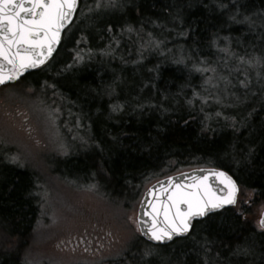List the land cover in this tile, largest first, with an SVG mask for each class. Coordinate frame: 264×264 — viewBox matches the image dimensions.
Wrapping results in <instances>:
<instances>
[{"label":"trees","instance_id":"obj_1","mask_svg":"<svg viewBox=\"0 0 264 264\" xmlns=\"http://www.w3.org/2000/svg\"><path fill=\"white\" fill-rule=\"evenodd\" d=\"M178 4L183 5V27L179 26L178 20H173L176 8L170 7ZM221 4L229 5L227 11L219 7ZM237 4L244 5L240 8L243 15L249 12L257 13L252 17L251 26L228 22V17L235 12ZM133 5L134 7L130 9L131 15L135 12V6H138L141 13L139 16L142 19L152 18L160 21V32L165 28L163 23L171 18L173 23L167 26L166 32L160 37L165 41V47L174 49L181 45L189 49L190 56L197 61L200 57L206 58L217 53L216 48L209 44L213 33H218L219 36L220 34L235 35L251 39L264 33V0H137ZM82 12L80 0V8L76 13L78 19L72 26V39L68 42V46L66 47L65 35L46 68L39 73L32 71L25 74L24 80L36 75L32 79L39 82V79L48 77L47 70L51 62L58 61L62 56L70 60L71 53L68 50L72 44L74 45L76 26ZM243 15L238 19H243ZM108 21L116 25L115 31L111 34L105 31ZM192 21H195L193 27L199 24L197 31L188 37H178L176 33L187 29L189 22ZM123 24L121 17L103 18L101 23L96 24L90 31L98 43L97 45L95 43L96 47L111 37L120 40L114 55L109 60L98 62L85 58L84 67L77 72L62 76L63 80L61 79L60 82L55 81V88H60V92L51 89L57 96L59 95L58 98L62 99L64 96L77 103L80 112L89 119L93 128L91 139L101 145L95 149L88 160L91 163L87 161L88 158L76 157L65 161L63 167L70 173L86 175L88 170H91L105 177L104 184L112 195L111 198L108 197L110 201L108 204L122 209L130 207L135 198L137 202L145 186L155 179L193 167H220L217 162L219 157L225 165V171L232 169L229 174L233 175L240 187L236 205L227 207V211L222 210L221 215L209 220L201 219L194 222V227L186 238L175 239L156 249L160 251L163 258L168 259L167 264H222V262L223 264H241L238 258L229 256V250L225 246L229 243L234 246L245 237H251L256 227L257 218L253 212L264 203V142H262L264 138L260 134L249 137L256 145V152L251 158V163L246 162L237 166L231 154L225 156L227 146L234 140V134L227 127L224 118L214 115L216 107H210L209 102L202 106L197 98L193 99L192 105L187 103L189 99H192L194 87L201 92V95L214 97V94L218 92L212 91L216 89L210 90L211 88L208 91L202 90L198 74L189 73L183 65L172 63L174 56L172 54H166L158 59L143 60L146 75L142 99L136 98L139 96L136 94L137 90L142 88L140 85L139 89H130L132 95L130 97L125 92L121 94L119 91V95L116 96L114 93L110 98L107 89L109 85L116 88L120 74L119 68L115 69L118 62L116 56L118 54L123 62L130 60L131 56L127 54L126 49V46L130 44L127 38L137 39L136 33L131 35L126 33V37L122 36L120 28ZM141 27L144 33L153 31L148 20H144ZM173 28L176 31H171ZM249 34L252 35L246 36ZM262 45H264V39ZM219 46H224L222 40ZM243 48V43H239L232 49L239 55L252 54V52H245ZM144 56L147 55L144 54ZM156 65H159V72H149V69ZM245 67L241 66L242 69ZM58 68L59 65L50 69L57 72ZM249 70L252 71V69ZM14 85L16 84H10L9 87ZM116 101L126 102V106L122 112L110 114L108 106ZM137 105H143V107H137ZM262 106L264 101L259 104H250L245 108L243 115L236 118L246 117L253 109H256L249 125L258 129L264 123V110H260ZM206 115L211 119L205 121ZM185 121L187 124L184 123ZM202 121L209 124L211 130L202 132ZM223 125H226V130L222 128ZM241 133L236 137L238 151L241 141L245 145L248 144V141L244 139L248 137V132L242 129ZM1 156L2 151H0V158ZM16 166L17 168L11 167L7 170L4 167L0 170V175L4 177L0 182V264H30L28 249L32 245L30 241L36 234L41 212L39 206L42 199L39 192L41 186L33 178L29 168ZM244 192H250L249 206L239 202ZM128 197L131 199L129 204L124 202ZM237 236L240 237L239 240L236 239ZM135 238L139 240L135 248L151 246L138 234ZM205 239L209 241L206 246L207 251L201 247ZM254 239L257 255L250 257L243 264H261L257 257L264 250L261 248L264 236L257 231ZM21 241L24 242L21 243ZM131 254L123 250L121 255L111 259L113 262L111 264L131 262L133 256ZM148 261L149 264L158 263ZM139 262L140 260H136L133 264H139Z\"/></svg>","mask_w":264,"mask_h":264},{"label":"rangeland","instance_id":"obj_2","mask_svg":"<svg viewBox=\"0 0 264 264\" xmlns=\"http://www.w3.org/2000/svg\"><path fill=\"white\" fill-rule=\"evenodd\" d=\"M136 1L131 0V3L134 4ZM124 3L127 5L128 0H124ZM81 6L83 12L77 24L78 26H76V39L74 45L72 44L70 50H68L71 53L70 60L62 56L58 61L51 62L49 69L51 67L54 69L59 65V71L54 72L48 69L51 73L47 70L48 77L39 79V82L32 79L36 77V75H33L21 84L0 88V151H2L0 170L4 167L7 170L11 167L17 168L15 164L8 163L4 158L5 155L17 154L24 165L23 167L30 169L33 178L41 186V189L39 188L42 195L39 204L41 212L36 234L30 241L32 245L28 249L30 264H111L113 263L111 259L116 255H121L123 250L132 253L131 262L127 264H133L136 260H140L138 254L146 247L135 248L139 242L135 238L137 198L128 208L112 207L108 204L110 202L108 197L111 198L112 195L104 184L106 183L105 177L91 170H88L86 175L70 173L63 167L65 161H70L72 158L85 157L88 158L87 161L90 160L91 155L98 147H96L97 143L91 139L93 135L91 123L80 112L77 103L64 96L62 99L58 98L59 95L57 96L54 91L60 92V88H55L56 90L52 91V88L48 89L43 85L45 82L49 85H55V81L57 83L61 79L63 80L62 76L77 72L84 67V63H72L73 57L78 51L85 55V58H89L88 50L91 49L90 59L94 62L106 61L112 57V54H100V50H106V46L112 41V37L96 47L98 43H96L95 36L90 33L96 24L103 21V18L117 19L121 17L124 22L123 26L134 24L136 28H142L141 23L148 20L153 28L151 29L153 34L158 39H161L160 37L164 35L167 26L173 23V20L169 18L167 22L163 23L165 28L160 32V27H157L159 20L142 19L141 16L136 15V12L131 15L130 9L127 7L115 11L110 8H101L99 12H96L95 0H81ZM89 7L93 9L91 13L85 11ZM151 21H156L157 24H152ZM72 31L73 29H71L70 35H66V47L72 39ZM126 33H122V36L126 37ZM229 36L232 37V48L236 44L243 43L245 52L255 51L259 54L260 51L263 52L264 50V45H262L264 33L256 35L255 39L235 35ZM82 37L87 38V42L81 39ZM220 37H225V35L220 34ZM127 39L130 44L128 47L126 46V49L131 59L125 63L118 54L116 56L118 62L115 69L119 68L120 74L114 95L117 96L120 92L121 94L125 92L130 97L132 96L130 89H139L138 86L140 85L142 88L137 90L136 94L139 96L136 98L142 99L146 70L143 67V61L136 65L131 63V61L138 58L137 45L136 40ZM77 40H80L79 44H77ZM112 46L117 49L118 45L113 42ZM180 46L174 48L176 53L172 55L179 52ZM183 51L185 55L190 56L189 49L183 48ZM216 52L218 54L213 53L207 56V61L209 64L217 66L223 75H229L226 70H223L224 54L218 52L217 49ZM144 54L147 55L144 57L148 59H158L164 56L159 52H145ZM68 65H71V67H67ZM230 67H236L235 60L231 61ZM243 70L240 67L239 70L229 76V78L232 77V84L235 85V87L229 88V92H235L236 96L243 100V103L237 102L231 96L224 99V104L230 105V107L217 104L214 99L210 100L208 105L212 108L216 107L214 115L219 111L222 113L220 118L224 116L239 118L250 104L263 103L264 89H261L257 95H249L247 99H244L245 90L241 89L238 84V80L243 78L238 77ZM247 72L254 85L250 91L255 93L260 89V85L256 83L255 70L250 71L247 69ZM195 73L198 74L202 84L205 77L198 72ZM223 87L224 85L221 83L219 91L209 89L223 96ZM29 88L32 89L30 93L26 91ZM157 107L160 106L157 105ZM55 108H58L59 112L56 115L55 122H53L49 116V111ZM77 117L80 120L79 127L77 126ZM222 128L226 130V125H223ZM85 141L87 143H84ZM61 144L65 145L67 154H61L59 150ZM88 162L91 163V161ZM2 179L4 177L0 175V182ZM90 185L95 187L90 188ZM249 200L250 192H244L239 202L249 206ZM130 201L129 197L124 200L128 204ZM263 208L264 203L259 209L254 210L253 214L257 219ZM133 257H135L134 261ZM150 260L158 262L157 264H167L168 262L167 258L160 255L158 249H156V254ZM147 264H149V261H147Z\"/></svg>","mask_w":264,"mask_h":264},{"label":"snow or ice","instance_id":"obj_3","mask_svg":"<svg viewBox=\"0 0 264 264\" xmlns=\"http://www.w3.org/2000/svg\"><path fill=\"white\" fill-rule=\"evenodd\" d=\"M125 7L132 9L134 5L131 0H128L127 5H125L124 0H95L96 12H99L101 8H110L115 11L122 10ZM170 7L176 8L173 20H178L179 26L183 27V5L178 4ZM219 7L227 11L229 5L221 4ZM241 7H244V5L237 4L235 12L229 15L228 22L238 23L242 26L249 24L251 26L252 17L257 15V13L249 12L247 15H243L240 12ZM79 8V0H0V87H7L13 83L21 84L24 81L25 74L32 71L42 72L50 58L53 57L58 45L65 38V35H70L72 26L78 19L76 13ZM85 11L91 13L93 9L89 7ZM135 12L138 16L141 14L138 6H135ZM241 15H243V19H238ZM106 23L107 28L105 31L109 34L113 33L116 28L115 23L111 21ZM151 23L157 24L156 21H151ZM193 24H195V21L189 22L188 28L177 32V36H191L199 28V24H196L195 27H193ZM157 27H160V25H157ZM171 31H176V29L173 28ZM120 32H127L129 35L136 33L137 39L135 43L137 45L138 58L131 61L134 65L145 59V52H159L161 55L176 53L175 49L166 48L165 41L158 39L153 32L144 33L143 28H136L134 24L122 26ZM81 39L87 42V38L82 37ZM221 40L224 42L223 47L219 46ZM113 42L116 45L120 44V40L113 37L109 45L106 46V50H100V54L114 55L117 49L113 48ZM79 43L80 40H77V44ZM231 43L232 37H220L218 33H213L209 42L211 47L224 54L222 61L223 70H226L229 75H223L217 66L209 64L204 57H200L197 61L192 56L185 55L183 46H180L179 52L174 55L172 63L183 65L189 73L198 72L203 75L205 79L200 86L202 90L208 91L211 88L219 91L221 83L224 85L223 96L217 94L215 97L201 95V92L194 87L192 89V99L187 101L189 105H192L193 99L198 98L202 106L214 99L215 103L230 107V105L224 104V99L229 96L234 97L237 102L243 103V100L236 96L235 92H229V88L235 87L229 76L239 70L242 65L246 67L241 72L243 78L238 80V84L241 89L245 90L244 99H247L249 95L255 96L261 89H264V52L257 54L253 51L251 55H239L232 49ZM88 52L90 59L92 50L89 49ZM232 60L236 61L235 68L230 67ZM84 61L85 56L78 51L73 57L72 63L81 64ZM127 62L125 61V63ZM189 63H191V67H189ZM67 67H71V65ZM247 69L255 70L256 83L260 85V89L255 93L250 91L254 85ZM153 71L159 72V65L149 69V72ZM43 87L55 90V85H49L47 82H45ZM26 91L30 93L32 89L29 88ZM107 92L111 98L115 89L109 85ZM125 106L126 102L116 101L108 106L109 113L122 112ZM137 107L142 108L143 105H137ZM260 110H264V106ZM201 111H203V107H201ZM255 111L256 109H253L248 116L240 119L228 116L223 117L227 122V127L234 134V140L227 146L224 155L228 156L231 154L232 160L237 166L246 162L251 163V158L256 152V145L249 137L260 134L264 138V123L258 129L249 125V121L253 118ZM58 112V108L49 111V116L53 122H55ZM215 115L220 117L222 113L218 111ZM209 119L211 117L206 115L205 121ZM184 123L187 124V121ZM202 125V132L211 130L209 124L202 121ZM77 126H80L79 117H77ZM242 129L248 132V137H244L248 144L245 145L241 141L238 151L236 137L237 134H242ZM262 142H264V139H262ZM84 143L87 142L85 141ZM96 147L99 148L101 145L97 144ZM59 150L61 154H67L65 145H59ZM4 158L8 163L19 165L20 167L24 166L17 154L5 155ZM217 162L220 167L201 170L199 175H191L188 182H185L183 175L179 182L175 183L173 182V177H167L165 181L159 182V188L153 187L150 190L149 196L151 199L147 208L141 210L135 221L136 233L142 237H147L152 242L151 246L145 247L138 254L140 264H147V261L156 254L158 246L172 242L174 238H186L191 233L195 221L199 219L209 220L214 216L221 215L222 210L227 211L226 206L236 205L240 187L233 175L229 174L232 169L225 171V165L219 157H217ZM213 179L222 187L217 189L212 183ZM165 184H167V187H165ZM89 187L95 186L90 185ZM257 231L261 236H264V212L260 213L251 237H245L243 241L234 246L231 243L225 246L229 250V256L238 258L241 264L244 261H248L250 257L256 256L254 236ZM236 239L239 240L240 237L237 236ZM208 244L209 241L205 239V243L201 247L207 251L206 246ZM261 248L264 249V243L261 244ZM257 258L261 261V264H264V250L259 253ZM134 260L135 257H133Z\"/></svg>","mask_w":264,"mask_h":264},{"label":"water","instance_id":"obj_4","mask_svg":"<svg viewBox=\"0 0 264 264\" xmlns=\"http://www.w3.org/2000/svg\"><path fill=\"white\" fill-rule=\"evenodd\" d=\"M55 53V52H54ZM211 168H216V167H213V166H204V167H197V168H191V169H187V170H183V171H179V172H175V173H172V174H169V175H166V176H163L155 181H153L152 183H150L145 189L144 191L142 192L139 200H138V203H137V206H136V214H135V221H136V217L140 214L141 210L142 209H146L147 208V205L149 203V200L151 199V197L149 196V192L150 190L155 187V188H159V182H163L166 180L167 177H173L174 180L173 182H179L180 178L182 177L183 175V178L185 180V182H188V179L191 175H199L201 170H205V169H211ZM213 185L219 189L220 187H222L221 185L218 184L217 181H215V179H213L212 181ZM165 187H167V184H165ZM227 207H233V205H229V206H226ZM261 212H264V208L261 210ZM260 212V213H261ZM259 218V217H258ZM201 220V219H199ZM198 220V221H199ZM196 222V221H195ZM136 224V223H135ZM136 228V227H135ZM143 240H145L146 242L152 244V242H150L147 237H142L140 236ZM175 239H178V238H174ZM170 243V242H169ZM168 244V243H166ZM164 244V245H166Z\"/></svg>","mask_w":264,"mask_h":264}]
</instances>
